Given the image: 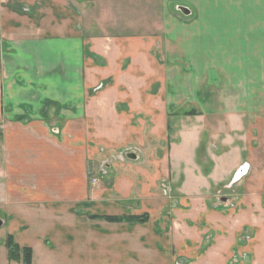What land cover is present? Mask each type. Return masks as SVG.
<instances>
[{"label": "crops", "instance_id": "obj_1", "mask_svg": "<svg viewBox=\"0 0 264 264\" xmlns=\"http://www.w3.org/2000/svg\"><path fill=\"white\" fill-rule=\"evenodd\" d=\"M220 1L161 35V0H0V205L31 264H264L254 54L232 101L205 81L213 55L243 72L226 57L254 45L264 5ZM249 82L253 104L236 97Z\"/></svg>", "mask_w": 264, "mask_h": 264}, {"label": "rangeland", "instance_id": "obj_2", "mask_svg": "<svg viewBox=\"0 0 264 264\" xmlns=\"http://www.w3.org/2000/svg\"><path fill=\"white\" fill-rule=\"evenodd\" d=\"M116 0H110V2H115ZM253 2L254 4L258 5V6H262L264 5V0H229L227 1V6H234V5H240V6H246L248 5L249 2ZM220 5L221 1L219 0L217 2V0H203V2L201 0H161V7H162V17H163V11H166V17H167V23H164V21H162L161 23V35L163 34V32L165 31L163 29V27H165V25L167 24V26L169 28L172 27H176L175 30H172L173 33H177V28L179 27H184V25L188 22H198L200 21V9L204 6H208V5ZM178 5H182V6H186L188 7L191 11H192V16L191 17H185L184 15H182L181 13H178L177 11H175V7ZM218 14H210L209 16H212L214 18H211L213 21H215L218 17ZM232 16V14L230 15ZM248 16V14H247ZM260 16V15H259ZM202 18V17H201ZM175 25V26H174ZM255 29V34L256 38V42L254 41V45L251 47L248 46H241V53L240 56L238 55L237 51H235V53H231L230 50L233 47L231 44L230 45H225V52L226 53H231L230 56H227V60L228 61H235V62H239L242 65L243 68V72L239 69V71L237 70L236 67L235 70L233 67H231L230 65L224 66L223 68H216L217 66H215V64L217 63V58L215 57V55L211 56L209 58L208 64V79L205 78V81L209 82V90H215L217 91L216 93L219 94V99L223 98L224 100L230 99L232 96V92L233 86H227L229 80H232L234 76H238L239 73L241 72V76H240V82L242 79H244L245 81H247L246 77H244L243 73H248L249 69H248V62H244L242 59L241 54H243V51L245 54L244 58L246 56H248V54L251 52V54H254V62H256V74H257V78L254 79V84L258 86V89L260 90L261 94L259 93V97L261 100L262 98V104H261V109H257L256 111L252 112H248L247 114H245V119H263L264 120V21L263 24H260L259 26H254ZM253 27V28H254ZM166 32L169 33V30H167ZM250 32H252V30H250ZM183 33V32H182ZM215 42V41H214ZM216 42L212 45L210 44V47L213 48L212 52H215V48L213 46H215ZM255 48V49H254ZM209 50V54L212 55V53ZM224 52V53H225ZM225 53V55H226ZM253 62V63H254ZM227 63V62H225ZM201 81V78L198 79V82ZM203 82V81H202ZM250 82L247 84L244 83H240V94L236 97L240 98V101L243 102H251L252 104L254 103L255 98L250 99V94L248 93V86H249ZM218 89V90H217ZM224 95L222 97L223 91ZM252 90V89H251ZM215 95V94H213ZM210 95V96H213ZM261 95V96H260ZM263 96V97H262ZM232 101V99H230ZM258 101V100H257ZM259 105V104H258ZM253 107V106H252ZM257 108V107H256ZM196 112V111H195ZM193 112V113H195ZM210 118H206L211 120H217V119H226L228 116L226 115H210ZM214 118V119H213ZM248 164H243L242 166H240V168L236 171V173L234 174V176L232 177L230 183H237L238 181H240V179L245 176L248 172ZM231 186V184H230ZM262 208L264 209V207L262 206ZM8 212V208L1 204L0 205V221L2 222V225L0 226V264H22L19 260H9L8 259V255H7V250L5 247V241L9 236H12L14 242L16 243V245L19 246V248L21 249L23 246L19 245L15 238L13 237V235L11 233L8 232L7 226H6V218L5 213ZM262 222H263V226H264V217L262 218ZM4 224V225H3ZM253 232V231H252ZM243 233L240 237V247H245L249 242H251L254 239V235L257 234L255 231L253 233ZM238 252V251H237ZM243 253V252H241ZM246 258V259H245ZM236 259H240V261H246L248 260L247 257H245L244 255H240V253H238V255L236 256ZM236 261V260H235Z\"/></svg>", "mask_w": 264, "mask_h": 264}, {"label": "trees", "instance_id": "obj_3", "mask_svg": "<svg viewBox=\"0 0 264 264\" xmlns=\"http://www.w3.org/2000/svg\"><path fill=\"white\" fill-rule=\"evenodd\" d=\"M116 219V218H115ZM112 218L113 221H115ZM142 220V217H129L126 220ZM5 247L7 250V255L9 260H19L22 264H31L32 262V250L29 247L19 248L14 242L12 236H9L5 241Z\"/></svg>", "mask_w": 264, "mask_h": 264}, {"label": "water", "instance_id": "obj_4", "mask_svg": "<svg viewBox=\"0 0 264 264\" xmlns=\"http://www.w3.org/2000/svg\"><path fill=\"white\" fill-rule=\"evenodd\" d=\"M177 11H179L181 14L186 15V16L190 15L189 10L187 8H185V7H177ZM128 158L135 159L136 157L134 155L129 154ZM1 225H2V222L0 221V226Z\"/></svg>", "mask_w": 264, "mask_h": 264}, {"label": "built area", "instance_id": "obj_5", "mask_svg": "<svg viewBox=\"0 0 264 264\" xmlns=\"http://www.w3.org/2000/svg\"><path fill=\"white\" fill-rule=\"evenodd\" d=\"M176 264V263H175ZM179 264V263H178Z\"/></svg>", "mask_w": 264, "mask_h": 264}]
</instances>
